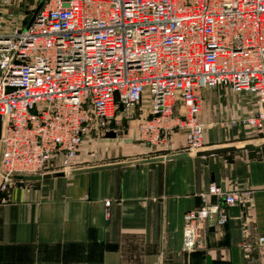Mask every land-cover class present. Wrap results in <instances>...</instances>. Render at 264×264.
I'll use <instances>...</instances> for the list:
<instances>
[{"label":"built area","instance_id":"obj_1","mask_svg":"<svg viewBox=\"0 0 264 264\" xmlns=\"http://www.w3.org/2000/svg\"><path fill=\"white\" fill-rule=\"evenodd\" d=\"M33 1L37 21L0 32L3 191L15 176L74 168L84 137L134 119L146 93L137 132L151 146L181 131L189 152L202 150V93L220 86L256 98L243 123L264 132V0ZM202 199L184 214L188 253L228 222L219 201L241 195L213 183Z\"/></svg>","mask_w":264,"mask_h":264},{"label":"crops","instance_id":"obj_2","mask_svg":"<svg viewBox=\"0 0 264 264\" xmlns=\"http://www.w3.org/2000/svg\"><path fill=\"white\" fill-rule=\"evenodd\" d=\"M206 90L200 151L264 142V133L243 123L257 111L253 95ZM2 135L0 122V158ZM138 141L148 151L138 146L136 157L123 162L191 153L181 131L163 147L139 134ZM219 164L221 181L241 200L234 207L219 201L228 222L205 230L206 246L190 253L183 246L184 214L203 206L202 194L214 183L202 157L16 179L7 191L0 176V264H264V247L257 244L264 236V148L226 152ZM91 167L97 166L84 168ZM231 208L239 215L231 216Z\"/></svg>","mask_w":264,"mask_h":264},{"label":"rangeland","instance_id":"obj_3","mask_svg":"<svg viewBox=\"0 0 264 264\" xmlns=\"http://www.w3.org/2000/svg\"><path fill=\"white\" fill-rule=\"evenodd\" d=\"M41 3L37 5L33 0H0V32L10 30L13 27L27 26L37 14L36 12L39 10ZM219 89H223L225 93L228 92L232 95L233 91L222 86L207 89L206 91H217ZM147 101H149V98L143 102L141 108L147 105ZM141 108L136 111L134 119L123 120L117 125H112L108 132L99 130L84 137L77 157L74 160V165L79 168H84L133 160L138 152V146H142L138 141L137 134L138 118L141 114ZM111 130L115 133V137L107 138L106 135ZM148 147L143 148L148 151ZM153 147L163 146L153 145ZM58 165L59 163H53L51 167Z\"/></svg>","mask_w":264,"mask_h":264},{"label":"water","instance_id":"obj_4","mask_svg":"<svg viewBox=\"0 0 264 264\" xmlns=\"http://www.w3.org/2000/svg\"><path fill=\"white\" fill-rule=\"evenodd\" d=\"M42 5V3H41ZM39 6V8L41 7ZM37 10V14H38ZM37 14L34 16L33 21H37ZM31 22V23H32ZM29 23V25L31 24ZM107 138H114L115 133L109 132L107 133ZM264 148V142L257 143V144H248L241 147H230L225 149H213V150H206V151H198L195 153H187V154H177V155H171L167 157H156V158H150V159H144V160H138V161H129V162H122L117 164H110V165H104V166H97V167H91V168H81V169H73L70 171H58L54 173H47L43 175H35V176H15L14 179L17 180H26V181H40L42 179H48L51 177H63L65 175H76V174H84V173H90V172H99L104 170H111V169H120V168H126V167H134L142 164H148V163H154V162H162V161H171L174 159L179 158H186L190 157L191 155H195L197 157L204 158L205 165H208L213 176V181L216 185L220 186L223 191L226 190V184L221 181L220 177V164H219V157L220 155L226 153V152H233V151H240V150H254V149H261ZM230 215L231 216H238L239 215V209L238 208H231L230 209Z\"/></svg>","mask_w":264,"mask_h":264}]
</instances>
